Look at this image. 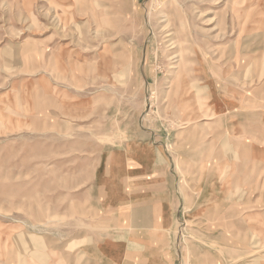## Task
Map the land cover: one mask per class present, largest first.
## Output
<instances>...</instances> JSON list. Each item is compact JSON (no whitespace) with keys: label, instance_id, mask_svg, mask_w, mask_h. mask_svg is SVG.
I'll list each match as a JSON object with an SVG mask.
<instances>
[{"label":"rangeland","instance_id":"1","mask_svg":"<svg viewBox=\"0 0 264 264\" xmlns=\"http://www.w3.org/2000/svg\"><path fill=\"white\" fill-rule=\"evenodd\" d=\"M251 108L264 0H0V264H78L134 169L175 175L177 264H264V143L226 136Z\"/></svg>","mask_w":264,"mask_h":264},{"label":"crops","instance_id":"2","mask_svg":"<svg viewBox=\"0 0 264 264\" xmlns=\"http://www.w3.org/2000/svg\"><path fill=\"white\" fill-rule=\"evenodd\" d=\"M249 110L254 111L246 112V114H255V116H238V119H250L253 121L250 123L253 126L248 125V127L246 123L236 120L237 122H233L232 126L237 125L242 128H232V132L226 136H239L252 140V142H246L247 145L264 143V129L257 127L264 122V110L259 108ZM254 141L256 143H253ZM184 146L186 147H183V151L187 152L189 143L186 142ZM262 160L264 161V158ZM119 173L120 175H117L109 170L107 176L113 174V178H146V181L141 180L139 188L136 186L134 190H129V187L125 185L126 182L119 180L113 181L111 186H97L100 190V192L96 191L98 195H104V199L109 196L103 209L110 211L113 216L108 222L109 230L106 235L94 239L93 245L88 243L74 252L77 258H81L78 264H177L175 252L171 251L169 245L168 232L174 226V173L160 170L144 171V169L124 170ZM183 189L185 193H188L185 187ZM201 193L200 191L198 203ZM220 194L221 203L220 201L200 202V208L213 209V205L220 203L226 209L228 206L224 201V198L227 200L226 194L225 192ZM260 194L264 196V188ZM74 257L75 254L71 264H75Z\"/></svg>","mask_w":264,"mask_h":264}]
</instances>
